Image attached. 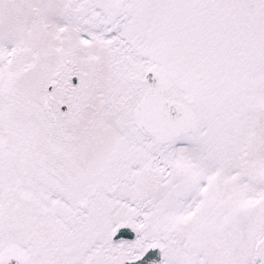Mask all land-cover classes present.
Returning a JSON list of instances; mask_svg holds the SVG:
<instances>
[{"label":"snow or ice","instance_id":"1","mask_svg":"<svg viewBox=\"0 0 264 264\" xmlns=\"http://www.w3.org/2000/svg\"><path fill=\"white\" fill-rule=\"evenodd\" d=\"M0 264H264V0H0Z\"/></svg>","mask_w":264,"mask_h":264}]
</instances>
